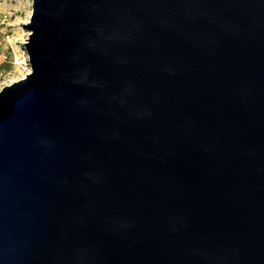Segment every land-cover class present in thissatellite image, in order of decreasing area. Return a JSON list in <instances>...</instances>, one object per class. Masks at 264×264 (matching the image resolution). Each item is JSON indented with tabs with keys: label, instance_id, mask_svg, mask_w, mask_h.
Segmentation results:
<instances>
[{
	"label": "water",
	"instance_id": "water-1",
	"mask_svg": "<svg viewBox=\"0 0 264 264\" xmlns=\"http://www.w3.org/2000/svg\"><path fill=\"white\" fill-rule=\"evenodd\" d=\"M0 89V264H264V0H32Z\"/></svg>",
	"mask_w": 264,
	"mask_h": 264
},
{
	"label": "rangeland",
	"instance_id": "rangeland-1",
	"mask_svg": "<svg viewBox=\"0 0 264 264\" xmlns=\"http://www.w3.org/2000/svg\"><path fill=\"white\" fill-rule=\"evenodd\" d=\"M31 9L32 0H0V89L27 73Z\"/></svg>",
	"mask_w": 264,
	"mask_h": 264
},
{
	"label": "built area",
	"instance_id": "built-area-1",
	"mask_svg": "<svg viewBox=\"0 0 264 264\" xmlns=\"http://www.w3.org/2000/svg\"><path fill=\"white\" fill-rule=\"evenodd\" d=\"M30 72V66H29V63H28V70H27V73Z\"/></svg>",
	"mask_w": 264,
	"mask_h": 264
}]
</instances>
